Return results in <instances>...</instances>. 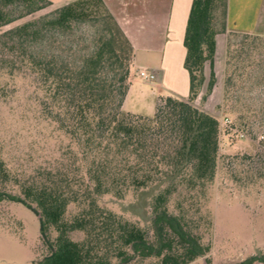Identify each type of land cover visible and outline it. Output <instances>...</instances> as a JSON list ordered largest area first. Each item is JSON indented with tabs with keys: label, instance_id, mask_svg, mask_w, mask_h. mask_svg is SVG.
<instances>
[{
	"label": "trees",
	"instance_id": "trees-1",
	"mask_svg": "<svg viewBox=\"0 0 264 264\" xmlns=\"http://www.w3.org/2000/svg\"><path fill=\"white\" fill-rule=\"evenodd\" d=\"M50 2L0 0V25L12 19L13 5L23 15ZM225 10L226 0L190 1L182 36L187 95L158 96L151 115L121 108L132 46L102 0H70L50 15L0 33V43L23 44L26 37L40 39L46 28H70L76 20L101 14L106 18L78 58L64 60L38 46L19 57L39 89L40 111L66 137L52 162L27 172H9L0 158V200H20L39 213L46 251L34 264H192L208 251L201 229L210 219L200 201L214 176L218 122L192 100L205 78V61L209 71L202 96L213 85L217 32L226 33L227 59L238 53L235 44L249 51L264 44L262 33L226 30ZM7 182L17 192L6 190ZM151 186L147 198L141 195ZM129 190L136 199L128 208L140 217L148 211L150 234L138 220L98 200L104 193L120 198ZM232 264H264V250Z\"/></svg>",
	"mask_w": 264,
	"mask_h": 264
},
{
	"label": "rangeland",
	"instance_id": "rangeland-1",
	"mask_svg": "<svg viewBox=\"0 0 264 264\" xmlns=\"http://www.w3.org/2000/svg\"><path fill=\"white\" fill-rule=\"evenodd\" d=\"M60 4L51 1L23 15H19L20 6L13 5L12 19L0 25V33L23 21L50 15ZM102 17L101 14L76 20L70 28H46L35 41L26 37L23 44L0 43V158L9 172H27L36 164L52 162L66 142L65 135L40 111L39 89L19 57L38 46L46 54L57 52L64 60L78 58L105 25L106 18ZM216 35L221 42L214 50L213 85L202 96L209 71L205 61V78L192 100L218 122L214 176L200 201V210H207L210 219L209 226L201 229L202 240L209 248L192 264H232L258 249L264 250V44H257L250 51L235 44L240 47L238 53L227 59L226 33L219 31ZM232 41L237 42L238 36ZM141 68L132 62L130 76H134V81L121 108L151 115L157 97L167 92L141 83ZM4 188L17 192L11 182ZM153 190L148 187L141 195L147 198ZM135 199L136 192L131 190L120 198L109 193L98 195L101 203L138 220L150 234L148 211L140 217L128 208ZM72 236L78 237L79 233L72 232ZM45 251L32 207L20 200H0V264H34Z\"/></svg>",
	"mask_w": 264,
	"mask_h": 264
},
{
	"label": "crops",
	"instance_id": "crops-1",
	"mask_svg": "<svg viewBox=\"0 0 264 264\" xmlns=\"http://www.w3.org/2000/svg\"><path fill=\"white\" fill-rule=\"evenodd\" d=\"M50 1L60 4L70 0ZM102 1L132 46L133 64L153 73V80L141 78V83L185 98L188 80L182 66V36L191 0ZM225 29L264 33V0H226ZM216 34L215 47L221 42ZM128 80L121 105L125 104L134 76L129 75Z\"/></svg>",
	"mask_w": 264,
	"mask_h": 264
},
{
	"label": "built area",
	"instance_id": "built-area-1",
	"mask_svg": "<svg viewBox=\"0 0 264 264\" xmlns=\"http://www.w3.org/2000/svg\"><path fill=\"white\" fill-rule=\"evenodd\" d=\"M138 75L141 76L144 79H151L153 77V73L147 71L144 68H141V69L138 70Z\"/></svg>",
	"mask_w": 264,
	"mask_h": 264
},
{
	"label": "water",
	"instance_id": "water-1",
	"mask_svg": "<svg viewBox=\"0 0 264 264\" xmlns=\"http://www.w3.org/2000/svg\"><path fill=\"white\" fill-rule=\"evenodd\" d=\"M36 215L39 216V213H36ZM234 261H236V260H234Z\"/></svg>",
	"mask_w": 264,
	"mask_h": 264
}]
</instances>
